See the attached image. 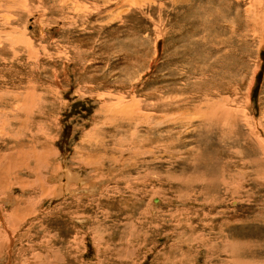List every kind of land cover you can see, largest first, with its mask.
<instances>
[{"label": "rangeland", "instance_id": "obj_1", "mask_svg": "<svg viewBox=\"0 0 264 264\" xmlns=\"http://www.w3.org/2000/svg\"><path fill=\"white\" fill-rule=\"evenodd\" d=\"M0 93V264H264V0H0ZM117 97L148 168L113 150Z\"/></svg>", "mask_w": 264, "mask_h": 264}, {"label": "bare ground", "instance_id": "obj_2", "mask_svg": "<svg viewBox=\"0 0 264 264\" xmlns=\"http://www.w3.org/2000/svg\"><path fill=\"white\" fill-rule=\"evenodd\" d=\"M125 3V2H124ZM79 5V4H78ZM25 6V5H24ZM232 9V8H231ZM20 10V9H19ZM238 10V9H237ZM245 11V10H244ZM248 11V10H247ZM233 14V13H232ZM242 15V14H241ZM240 18V17H239ZM242 18V17H241ZM253 18V17H252ZM239 21V20H238ZM244 21V20H243ZM241 22V21H240ZM234 23H236V22H234ZM242 23V22H241ZM256 23V22H255ZM254 23V24H255ZM238 24V23H237ZM251 24H253V21H252V23ZM253 24V25H254ZM258 24V23H257ZM242 25V24H241ZM253 28V27H252ZM258 28V27H257ZM259 28H260V26H259ZM261 28H262V26H261ZM12 30H13V28H12ZM20 38H22V37H20ZM23 39V38H22ZM21 40V39H20ZM24 42H25V40H24ZM26 45H27V43H26ZM28 46V45H27ZM15 47V46H14ZM13 47V48H14ZM14 52V51H13ZM25 87V86H24ZM35 87V86H34ZM6 89V88H5ZM33 89L34 88H30L29 86L26 88V89H21V90H19L17 93H15L14 94V92H16V91H14L13 92V94H14V99L16 100L15 102H17V104L19 105V109H22V110H17L18 112H20V111H22V113L23 114H25L26 115V119L28 120V118H30L31 117V114H32V112H31V110H33V109H31V107H32V105H33V107L37 104V102L36 101H34L35 99H37L38 100V103H39V99H38V97L37 98H34L33 99V96H34V92H33ZM7 90V89H6ZM42 91H43V89H42ZM1 94V93H0ZM11 94V93H10ZM9 94V95H10ZM13 94H12V96H13ZM39 94V93H38ZM37 94V95H38ZM8 95V96H9ZM41 97V96H40ZM120 97V96H119ZM112 98H113V96H112ZM11 100V99H10ZM14 102V101H13ZM29 102H30V104H29ZM33 102H35L34 104H32ZM107 103V102H106ZM40 104V103H39ZM38 104V105H39ZM152 104V103H151ZM154 104V103H153ZM148 105V104H147ZM155 105V104H154ZM157 105V104H156ZM160 105V104H159ZM12 106V104H10V107ZM32 107V108H33ZM101 107H103V109L106 111V110H110V116L111 117H114V119L116 118L117 120H118V123H115V122H113V124L115 125V127H114V131H118V130H120L123 126H127L128 128H130V126H129V124L131 123V124H133V125H143V123H144V125L146 124L147 126L148 125H152V124H150L149 122H147V121H143L142 119H146V118H144V117H147L148 115L147 114H144L143 112H142V104H141V102L140 101H138V100H134V99H130L129 101L128 100H126V99H123L122 97L121 98H116V100L114 101V102H112L111 103V101H110V103H107V104H104V106H101ZM150 107V106H149ZM157 107H159V106H157ZM35 108V107H34ZM10 109V108H9ZM8 107H7V109H3V108H1L0 107V113H6V112H8V114H12V112L10 113L8 110ZM13 109V108H12ZM36 109V108H35ZM150 109H153V108H150ZM155 109V108H154ZM157 109V108H156ZM14 110V109H13ZM145 110V109H144ZM225 110V109H224ZM21 113V112H20ZM108 113H109V111H108ZM232 113V112H231ZM14 114V113H13ZM153 114V113H152ZM227 114V113H226ZM4 115V114H3ZM151 115V114H150ZM11 116V115H10ZM155 116V115H154ZM157 116V115H156ZM25 117V116H24ZM149 117V116H148ZM3 118V117H2ZM107 119V118H106ZM148 119V118H147ZM3 120V119H2ZM18 120V119H17ZM16 120V121H17ZM26 120V121H27ZM149 120V119H148ZM154 120V119H153ZM6 121L8 122V120L6 119ZM150 121V120H149ZM156 121V120H155ZM154 121V122H155ZM159 121H160V119H159ZM2 124H4V125H6L7 123H5L4 121H0ZM24 122H25V120H24ZM28 122H29V120H28ZM152 122V121H151ZM26 123V122H25ZM153 123V122H152ZM23 124V123H22ZM21 124V125H22ZM27 124V123H26ZM29 125V124H28ZM8 126V125H7ZM6 126V127H7ZM155 126V125H154ZM159 127V126H158ZM133 128H134V126H133ZM0 129L1 130H3L4 129V127H0ZM131 129V131H130V141L128 142V144H127V146H126V144H124V142H126V141H124V139H119L118 140V146H115V147H113V150L114 149H116V150H118V151H120L121 153H123V155L124 154H126L127 156L124 158V161H123V165L125 164V163H130V166H126L125 165V167H127V168H136V167H139V166H144L145 168H148V166H149V158H151V156L153 155V152H154V149L152 148V147H154V146H152L151 147V142H150V140H148V139H145V138H139L138 137V135H137V133H136V131L134 130V129H132V128H130ZM4 131V130H3ZM144 131V130H143ZM2 132V131H1ZM1 134V133H0ZM140 136V135H139ZM99 141V139H97V141H95V142H98ZM125 145V146H124ZM161 146V145H160ZM46 147V146H45ZM48 148V147H47ZM162 148V147H161ZM160 148V149H161ZM21 149V148H20ZM20 149H18V151L17 152H15V154H19L18 156H15V154H9V155H7V156H9V157H7V158H10L9 160H10V164H11V167H13L12 168V170H15L16 169V164H17V162L18 161H21V162H19V163H21V165L25 162L24 161V159H25V154H27V153H25V154H23L22 153V150H20ZM112 149V148H111ZM157 148H155V150H156ZM44 150V149H43ZM42 150V151H43ZM45 150H47V149H45ZM163 150V149H162ZM161 150V151H162ZM31 151V150H30ZM29 151V152H30ZM43 152H45V151H43ZM125 152V153H124ZM7 153V152H6ZM33 153V152H32ZM42 154H44V153H42ZM49 154V153H48ZM79 154V153H78ZM5 155V154H4ZM104 155V154H103ZM161 155V154H160ZM3 156L2 155H0V161L3 159L2 158ZM98 157V156H97ZM104 157H105V159H107V161L108 160H110L111 161V158H110V154L109 155H104ZM115 158V157H114ZM86 159V158H85ZM118 159V158H117ZM82 161H84L83 159H82ZM81 161V162H82ZM92 161V160H91ZM109 161V162H110ZM117 161V160H116ZM28 162V161H27ZM80 162V161H79ZM90 162V161H89ZM86 163V162H85ZM112 163V162H111ZM110 163V164H111ZM8 164V163H7ZM114 164H115V162H114ZM14 165V166H13ZM25 165V164H24ZM8 166H9V164H8ZM20 166V165H19ZM122 166V165H121ZM22 167V166H21ZM10 169V168H9ZM8 169V170H9ZM7 170V171H8ZM17 170V169H16ZM10 171V170H9ZM21 171V170H20ZM120 171H122V170H120ZM72 172H75L74 170H72L71 168H67L66 169V171L64 172V175L66 174V179H67V181L65 182V183H61L60 184V181H59V178L57 179V181H59L58 182V190L60 191H62V189L64 188V190L66 189V191H67V193H70L71 192V189L72 188H70V183L72 182V181H76L77 179H79L77 176H76V173H72ZM9 173H11V172H9ZM22 173V172H21ZM29 173V172H28ZM212 174V173H211ZM137 176V175H136ZM144 176H146V175H144ZM63 177V176H62ZM128 177V176H127ZM139 177H141V176H139ZM137 178V177H136ZM179 178V177H178ZM138 179V178H137ZM83 180V179H82ZM129 180V179H128ZM86 181V180H85ZM11 182V181H10ZM78 182H79V180H78ZM78 182H76V183H78ZM81 182V181H80ZM196 182H197V180H196ZM221 181H219V183H220ZM225 182V181H224ZM26 183H27V181H26ZM92 183V182H91ZM136 183V182H135ZM198 183V182H197ZM200 183H203V182H200ZM224 183H222V185H223ZM29 185V184H28ZM72 185V184H71ZM227 185V184H226ZM225 185V186H226ZM75 186H76V184H75ZM79 186V185H78ZM90 186V185H89ZM127 186V185H126ZM224 186V185H223ZM38 187V186H37ZM128 187V186H127ZM132 187H134V186H132ZM220 187V186H219ZM40 188H41V186H40ZM211 188V187H210ZM37 189V188H36ZM217 189V188H216ZM38 190V189H37ZM41 190V189H40ZM63 190V191H64ZM124 190V189H123ZM131 190H133V189H131ZM44 191V190H43ZM60 191V192H61ZM62 191V192H63ZM125 191V190H124ZM41 193V192H40ZM66 193V192H65ZM97 193V192H96ZM118 193V192H117ZM122 194V193H121ZM202 196V194H201V192H200V194L197 196L198 198L199 197H201ZM122 197V196H121ZM197 198V199H198ZM85 199V198H84ZM90 199V198H89ZM212 200V199H211ZM80 201V200H79ZM77 202V201H76ZM202 203H205L204 204V207H206L207 206V204L208 205H211L212 203H210V202H207V201H205V200H202L201 201ZM126 203V202H125ZM133 205V204H132ZM61 207V206H60ZM124 207V206H123ZM133 207V206H132ZM114 208V207H113ZM122 208V207H121ZM125 208V207H124ZM115 210V209H114ZM57 211V210H56ZM123 212H124V209H123ZM128 212H130V211H128ZM115 213V212H114ZM125 213V212H124ZM127 213V212H126ZM143 213V212H142ZM6 214V213H5ZM14 214L15 215H17L18 214V212L14 209ZM108 214V213H107ZM132 214V213H131ZM120 215H121V211H120ZM120 215H119V217H120ZM141 215V214H140ZM17 216H19V214L17 215ZM60 216V215H59ZM81 216V215H80ZM82 216H84L83 214H82ZM81 216V217H82ZM127 216V215H126ZM125 216V217H126ZM75 217V216H74ZM79 217V216H78ZM77 217V218H78ZM89 217V216H88ZM128 217V216H127ZM157 217V216H156ZM73 218V217H72ZM124 218V217H123ZM132 218V217H131ZM151 218V217H150ZM128 219H130L129 217H128ZM126 220L127 222L125 223V225L127 226V227H131L132 228V230H127V234H126V237L127 238H120L119 239V245L120 246H122V244H120V243H124L123 245H125L126 244V246H127V244H128V242L130 241H136V239H138V236H139V234H137L136 233V230H137V226H136V223L134 224L133 223V221L132 222H130L129 220ZM180 219H183L182 217H180ZM79 220V219H78ZM80 220H81V218H80ZM84 220V219H83ZM139 220V219H138ZM5 221V223L7 224V227L9 228V227H11V225L8 223V221H7V217H6V220H4ZM86 221V220H85ZM84 221V222H85ZM129 221V222H128ZM135 221H136V219H135ZM183 221V220H182ZM91 222H92V220H91ZM140 223V222H139ZM139 223H137V225L139 224ZM184 223V222H183ZM0 224H1V222H0ZM85 224V223H84ZM123 224V223H122ZM121 224V225H122ZM117 225V224H116ZM115 225V226H116ZM118 225H120V224H118ZM13 227V226H12ZM120 227V226H119ZM3 227H1V225H0V234L2 235V238L3 239H5L6 240V238H7V231L5 232L3 229H2ZM125 228V227H124ZM134 228V229H133ZM13 229V228H12ZM17 230V229H16ZM15 231V230H14ZM15 234V233H14ZM28 235V234H27ZM19 236V235H18ZM140 237V236H139ZM19 238V237H18ZM134 239V240H133ZM140 239V238H139ZM138 239V240H139ZM139 242V241H138ZM133 246H134V243H133ZM3 247V246H2ZM124 248H125V246H124ZM123 249V248H122ZM47 250V249H46ZM112 250V249H111ZM117 250V249H116ZM134 251H135V249H134ZM113 254L115 255V256H119L120 257V255H122L121 253H119L118 251L117 252H113ZM136 254V253H135ZM45 255V254H44ZM127 255V254H126ZM125 255V256H126ZM58 258V257H57ZM171 261V260H170ZM235 262V261H234Z\"/></svg>", "mask_w": 264, "mask_h": 264}]
</instances>
